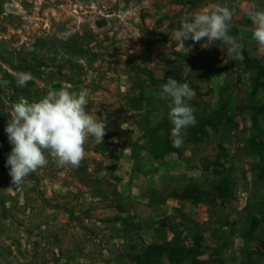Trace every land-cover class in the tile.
Listing matches in <instances>:
<instances>
[{
    "label": "rangeland",
    "instance_id": "rangeland-1",
    "mask_svg": "<svg viewBox=\"0 0 264 264\" xmlns=\"http://www.w3.org/2000/svg\"><path fill=\"white\" fill-rule=\"evenodd\" d=\"M215 5L232 9L229 35L242 56L264 64L248 17L264 0H0V264H137L149 244L173 238V227L195 251L197 262L181 264H264V162L255 150L264 141V89H254L256 73L227 57L224 43L173 35L184 18ZM22 71L32 79L19 87ZM169 76L193 90L196 123L184 129L182 147L165 152L173 147L171 101L161 93ZM62 87L86 93V110L104 119L106 134L89 138L79 167H58L45 153L48 165L15 186L5 103ZM221 97L238 129L188 140ZM211 162L234 168L227 201L213 191ZM139 171L159 177L137 198L122 182ZM191 183L202 201L161 207Z\"/></svg>",
    "mask_w": 264,
    "mask_h": 264
},
{
    "label": "clouds",
    "instance_id": "clouds-1",
    "mask_svg": "<svg viewBox=\"0 0 264 264\" xmlns=\"http://www.w3.org/2000/svg\"><path fill=\"white\" fill-rule=\"evenodd\" d=\"M232 16L233 11L229 6L215 5L184 18L173 35L178 40L191 39L197 43L207 38L205 45L220 41L227 45V57L243 59V46L229 35ZM248 17L254 26L253 39L264 48V9L253 5ZM15 78L17 86L23 87L32 79V75L22 71ZM161 93L170 98L168 118L173 126V147L180 148L184 142V129L196 123L195 109L187 103L194 92L189 84L180 83L169 76L161 86ZM87 104L84 91H71L65 87L58 90L49 88L39 100L5 103V112L10 117L5 132L12 145L7 166H10L9 175L15 186H20L30 174L46 167L48 156L58 167H79L85 157V145L89 138L103 140L106 134L104 119L89 113Z\"/></svg>",
    "mask_w": 264,
    "mask_h": 264
},
{
    "label": "trees",
    "instance_id": "trees-1",
    "mask_svg": "<svg viewBox=\"0 0 264 264\" xmlns=\"http://www.w3.org/2000/svg\"><path fill=\"white\" fill-rule=\"evenodd\" d=\"M243 60L246 67L256 73L254 89H264V81L261 80L264 75V64L259 59L250 57L246 51H243ZM230 108V102L221 97L215 109L198 119L188 140L194 143L203 142L209 135V129L218 130L220 126H226L230 132H235L239 125L234 115L230 113ZM170 146L165 152L176 151L174 147ZM255 150L259 154L261 162H264V141L256 142ZM210 166H214V172L218 174V179L212 187L213 191L224 201L231 199L234 195V168H225L220 162H211L207 167L210 168ZM260 171L264 174V167H260ZM204 195L205 192L197 184L191 183L185 185L180 191H173L171 197L200 202L204 199ZM177 210L179 209L177 208ZM257 224L258 219L252 218L251 228L246 231L247 238L252 235ZM173 230L175 234L171 240L149 244L137 264H164L165 260H168L171 264H181L186 260L197 262L194 257V249L186 247L181 233L175 227H173Z\"/></svg>",
    "mask_w": 264,
    "mask_h": 264
},
{
    "label": "crops",
    "instance_id": "crops-1",
    "mask_svg": "<svg viewBox=\"0 0 264 264\" xmlns=\"http://www.w3.org/2000/svg\"><path fill=\"white\" fill-rule=\"evenodd\" d=\"M151 168L149 162L144 163V169ZM159 177V174L156 172H136L134 174H131V177L127 178L122 182V187L124 186V192L128 195L131 194L137 198L142 197L143 193L148 190L150 187H153L154 185L157 186V179ZM179 199L177 198H168L164 204L161 205V207H165L170 209V203L176 202L175 204H178Z\"/></svg>",
    "mask_w": 264,
    "mask_h": 264
}]
</instances>
